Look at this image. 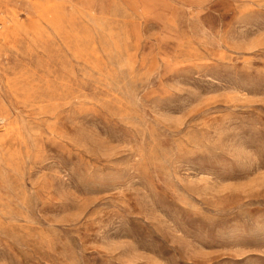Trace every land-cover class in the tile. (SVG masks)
<instances>
[{
    "label": "rangeland",
    "instance_id": "obj_1",
    "mask_svg": "<svg viewBox=\"0 0 264 264\" xmlns=\"http://www.w3.org/2000/svg\"><path fill=\"white\" fill-rule=\"evenodd\" d=\"M0 264H264V0H0Z\"/></svg>",
    "mask_w": 264,
    "mask_h": 264
}]
</instances>
